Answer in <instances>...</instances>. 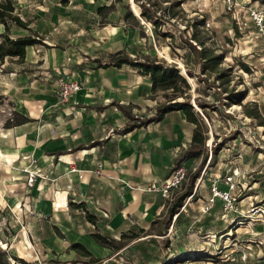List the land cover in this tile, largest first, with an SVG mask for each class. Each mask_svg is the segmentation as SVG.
<instances>
[{
    "label": "crops",
    "instance_id": "crops-1",
    "mask_svg": "<svg viewBox=\"0 0 264 264\" xmlns=\"http://www.w3.org/2000/svg\"><path fill=\"white\" fill-rule=\"evenodd\" d=\"M103 1L96 0L100 11L109 6ZM15 11L29 28L13 25L8 35L33 30L43 43L26 45L21 57L0 60V234L5 250L27 260L38 255L31 264H95L115 249L113 237L136 235L154 219H163L176 190L164 197L147 187L177 165L199 163L204 152L187 154L195 123L183 109H173L124 131V125L153 115L161 104L147 73L127 64L107 67L112 66L107 54L126 48V32L116 27L110 35L57 41L41 15L28 16L16 6ZM4 31L0 22V41ZM60 77L80 83L65 103L58 97ZM6 102L11 113L26 120L11 121L3 111ZM69 162L80 170L70 171ZM25 168L39 173L31 183ZM74 243L82 246L73 248ZM84 248L98 260L90 261Z\"/></svg>",
    "mask_w": 264,
    "mask_h": 264
},
{
    "label": "rangeland",
    "instance_id": "rangeland-1",
    "mask_svg": "<svg viewBox=\"0 0 264 264\" xmlns=\"http://www.w3.org/2000/svg\"><path fill=\"white\" fill-rule=\"evenodd\" d=\"M12 1L28 16L41 15L57 41L110 35L118 27L128 37L122 51L175 64L189 81L188 87L178 81L175 94L163 84L155 88L161 104L170 97L188 100L205 138V161L185 166L184 185L171 194L169 204L191 191L179 216L167 227L160 220L136 235L113 237L118 248L95 264L263 263L264 28L256 27L251 10L264 14V0H106L101 11L96 0ZM10 110L6 102L3 111L13 117ZM231 173L240 187L236 209L224 214L218 201L201 210L210 182L222 183ZM10 257L7 252L8 264Z\"/></svg>",
    "mask_w": 264,
    "mask_h": 264
},
{
    "label": "trees",
    "instance_id": "trees-1",
    "mask_svg": "<svg viewBox=\"0 0 264 264\" xmlns=\"http://www.w3.org/2000/svg\"><path fill=\"white\" fill-rule=\"evenodd\" d=\"M141 13L145 16L146 13L142 10ZM0 22L4 24V33L2 34V39L0 41V60L4 58L5 55H19L20 57L25 53V46L34 44V43H43L42 37L36 32L31 30L29 34L19 35L15 37H10L8 35V31L11 26L17 25L25 28H29V21L23 20L18 12L15 11L14 1L12 0H0ZM191 44V43H190ZM95 60L100 61L99 58ZM107 63L112 64L114 66H121L122 64H127L131 66L138 67L142 72L147 73L152 80V87L155 88L156 85L163 84L166 87H171L173 90V94L177 92L179 89L178 81L182 82L185 87H188V82L185 75L181 69V74H179V69L175 64L166 63L165 61L158 59L156 57H149L148 55H143L142 53H138L137 56L133 57L126 51L117 50L114 52H109L107 54ZM246 67V65H244ZM186 72L194 77V73L188 67L185 68ZM186 76V75H185ZM227 99L231 102H234L232 95H228ZM200 107L206 106V103L203 101L198 102ZM173 109H183L186 114L188 120L195 123L192 142L189 147V151L187 152L188 156H197L203 153V141L204 136L201 132L198 131L199 119L196 113L192 110L191 105L188 100H177L174 97L168 98V100L162 104H160L153 115L142 118L138 122L132 121L123 126L124 131H128L133 129L136 126H141L150 122L152 120L158 119L165 112ZM13 117H11V121L14 122H22L26 120V117L21 115L17 117L18 112H12ZM11 121H6V123H10ZM183 156H179V160ZM206 154L202 156L201 164L205 161ZM190 189L183 191L179 194L173 202H171L168 207L166 214L164 215L162 221L164 220L165 227H167L168 223L171 221V217L175 212H178L176 218L179 216V209L183 205V200L190 193ZM175 218V219H176ZM160 221V219H154L153 223ZM73 248L77 246H82L79 243H74ZM114 248H117L114 246ZM7 251L0 248V264H8L6 259ZM84 255H90V261H97L98 258L92 257L91 253L84 248ZM31 264V263H30ZM93 264V263H92Z\"/></svg>",
    "mask_w": 264,
    "mask_h": 264
},
{
    "label": "built area",
    "instance_id": "built-area-1",
    "mask_svg": "<svg viewBox=\"0 0 264 264\" xmlns=\"http://www.w3.org/2000/svg\"><path fill=\"white\" fill-rule=\"evenodd\" d=\"M230 1V0H227ZM251 16L254 21V24L257 28L263 30L264 28V14L260 10L252 9ZM80 89V83L76 79H70L67 77H60L58 79V97L60 103H65L69 100V97L72 93L76 92ZM112 131V129L110 130ZM70 171H79L76 166L72 165L69 162ZM27 182L31 183L34 181L35 177L39 174L37 170H27ZM186 167L183 164L177 165L173 171L164 179L156 180L153 179L150 181L147 190L151 192L160 193L164 197L170 196V194L178 190L184 185V181L187 177ZM237 173H231L225 175L222 183H220L217 179H213L209 185V194L204 198V201L201 205V210L208 211L214 204L218 201L220 202V206L222 212L224 214L229 213L236 209L237 200L236 196L239 194V183L236 179ZM178 214L175 212L173 215ZM0 246L2 249H6V242L3 241V237L0 234ZM39 261L38 255H36L33 259L27 260L20 256L10 257V264H30L31 262ZM208 263V261H206ZM199 264V263H194ZM200 264H205V262L201 261ZM261 264H264L261 263Z\"/></svg>",
    "mask_w": 264,
    "mask_h": 264
},
{
    "label": "water",
    "instance_id": "water-1",
    "mask_svg": "<svg viewBox=\"0 0 264 264\" xmlns=\"http://www.w3.org/2000/svg\"><path fill=\"white\" fill-rule=\"evenodd\" d=\"M178 72H179V74L183 75V74L181 73V71H180V70H179ZM183 76L185 77V75H183ZM185 78H186V77H185ZM186 80H187V78H186ZM188 82H189V81H188Z\"/></svg>",
    "mask_w": 264,
    "mask_h": 264
},
{
    "label": "bare ground",
    "instance_id": "bare-ground-1",
    "mask_svg": "<svg viewBox=\"0 0 264 264\" xmlns=\"http://www.w3.org/2000/svg\"><path fill=\"white\" fill-rule=\"evenodd\" d=\"M199 109V108H198ZM209 142V141H208Z\"/></svg>",
    "mask_w": 264,
    "mask_h": 264
}]
</instances>
